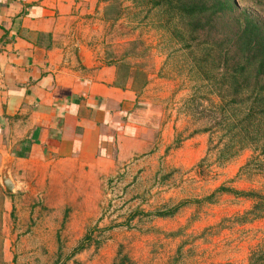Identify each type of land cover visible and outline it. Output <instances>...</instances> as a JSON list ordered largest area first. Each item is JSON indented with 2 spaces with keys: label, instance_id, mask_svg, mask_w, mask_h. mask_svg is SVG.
I'll return each mask as SVG.
<instances>
[{
  "label": "rangeland",
  "instance_id": "obj_1",
  "mask_svg": "<svg viewBox=\"0 0 264 264\" xmlns=\"http://www.w3.org/2000/svg\"><path fill=\"white\" fill-rule=\"evenodd\" d=\"M237 2L264 23L253 3ZM98 9L86 19L90 51L134 67L155 150L101 185L0 195V264H114L119 253L124 264H250L264 251V207L249 214L257 202L234 191L264 196V155L219 159L223 133L193 135L208 116L221 119L195 73L205 52L187 50L189 33L152 0H100Z\"/></svg>",
  "mask_w": 264,
  "mask_h": 264
},
{
  "label": "crops",
  "instance_id": "obj_2",
  "mask_svg": "<svg viewBox=\"0 0 264 264\" xmlns=\"http://www.w3.org/2000/svg\"><path fill=\"white\" fill-rule=\"evenodd\" d=\"M99 3L0 0V174L11 159L23 189L0 184L6 200L101 185L155 150L134 67L90 51Z\"/></svg>",
  "mask_w": 264,
  "mask_h": 264
},
{
  "label": "trees",
  "instance_id": "obj_3",
  "mask_svg": "<svg viewBox=\"0 0 264 264\" xmlns=\"http://www.w3.org/2000/svg\"><path fill=\"white\" fill-rule=\"evenodd\" d=\"M248 1L264 14V0ZM152 4L171 9L173 21L184 26L191 36L189 42L195 44L187 45V50L205 52L201 62L197 56L193 58L195 73L215 97L209 99L208 109L221 119L214 123L208 116L207 125L193 135L223 133L225 143L217 149L219 159L230 160L246 149L264 155V23L237 0H152ZM201 38L205 40L202 42ZM234 193L255 200L249 214L260 216L257 212L264 207V196ZM88 239L89 236L84 238L76 252L88 247ZM256 256H252L250 264L264 261V251L258 259ZM120 258L121 253L114 264H124Z\"/></svg>",
  "mask_w": 264,
  "mask_h": 264
},
{
  "label": "water",
  "instance_id": "obj_4",
  "mask_svg": "<svg viewBox=\"0 0 264 264\" xmlns=\"http://www.w3.org/2000/svg\"><path fill=\"white\" fill-rule=\"evenodd\" d=\"M10 162L11 159L8 160V163L4 166V169H2L0 174V184L7 195H13L18 191L23 190L22 187L16 184L11 177L9 172Z\"/></svg>",
  "mask_w": 264,
  "mask_h": 264
}]
</instances>
